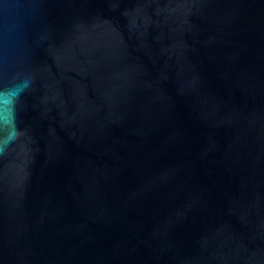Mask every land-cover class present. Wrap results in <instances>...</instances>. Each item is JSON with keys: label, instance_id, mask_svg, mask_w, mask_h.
<instances>
[{"label": "water", "instance_id": "95a60500", "mask_svg": "<svg viewBox=\"0 0 264 264\" xmlns=\"http://www.w3.org/2000/svg\"><path fill=\"white\" fill-rule=\"evenodd\" d=\"M0 264H264V0H0Z\"/></svg>", "mask_w": 264, "mask_h": 264}, {"label": "clouds", "instance_id": "9594fccd", "mask_svg": "<svg viewBox=\"0 0 264 264\" xmlns=\"http://www.w3.org/2000/svg\"><path fill=\"white\" fill-rule=\"evenodd\" d=\"M33 78L25 76L11 83L9 86L0 88V126H6L8 121L15 122L16 106L21 95L32 86ZM0 138V154L7 151L12 140Z\"/></svg>", "mask_w": 264, "mask_h": 264}]
</instances>
